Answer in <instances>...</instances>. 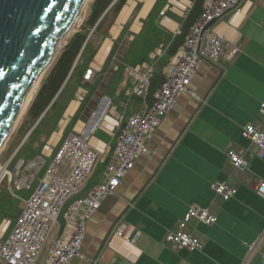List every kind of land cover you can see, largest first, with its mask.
<instances>
[{"label": "crops", "instance_id": "crops-1", "mask_svg": "<svg viewBox=\"0 0 264 264\" xmlns=\"http://www.w3.org/2000/svg\"><path fill=\"white\" fill-rule=\"evenodd\" d=\"M156 2H126L113 18L109 37L87 68L95 75L89 81L84 79L85 84L74 93L58 123L51 131L46 129L28 140L39 118L15 144V152L24 147L25 156L43 153L49 162L67 135L85 131L99 160L85 187L68 205L108 178V166L114 161V146L120 133L119 117L142 113L151 104L146 98L128 96L132 78L127 68L114 95H104V86L118 70L115 61L104 74L97 93L68 130L88 94L87 84H94L101 74L115 41L128 27L118 44L117 57H122L143 30ZM193 5L194 0H168L159 23L173 36L179 34ZM215 33L226 36L224 53L217 62L203 61L191 82V88L204 101L187 94L178 98L173 110L148 139V152L136 160L122 184L88 221L83 242L87 259L74 258L70 264H241L249 247L264 233V198L254 189L264 181V158L257 156L255 145L242 135L245 124L264 125L259 114L264 102V0H243L239 10L216 20L204 35L210 37ZM235 48H239L237 53ZM176 54L167 55V49L160 45L150 54V61L144 63H153L156 70L166 74ZM102 98L111 102L106 113L96 112ZM230 150L248 159L246 170L232 166L227 157ZM215 181H225L236 188L235 196L228 200L216 196L211 189ZM192 204L209 207L218 217L212 225L197 220L189 224L203 242L201 250L193 251L165 241ZM12 222L3 221L0 242L14 225ZM120 228L123 236L108 244L111 234ZM262 254L264 239L258 245L253 264H264ZM45 255L46 250L37 264H43Z\"/></svg>", "mask_w": 264, "mask_h": 264}, {"label": "built area", "instance_id": "built-area-1", "mask_svg": "<svg viewBox=\"0 0 264 264\" xmlns=\"http://www.w3.org/2000/svg\"><path fill=\"white\" fill-rule=\"evenodd\" d=\"M242 1L205 2L204 12L177 52L171 70L165 74L162 84L154 92L152 104L142 113L119 117L120 133L114 146V161L108 166V178L94 186L84 197L68 205L85 187L99 160V154L92 148L85 131L67 135L49 162L46 155L40 153L31 158L20 157L15 162L13 157L0 164V188L3 181H6L11 195L21 201L20 214L0 242V264H37L45 250L43 264H70L74 258L87 259L83 252V242L88 221L122 184L125 176L134 168L136 160L148 152L147 141L160 126L164 116L173 110L183 94L204 101L191 88V82L203 61L217 62L220 59L227 41L222 33L205 36V27L209 22L239 10ZM238 51L239 48H235L234 52ZM126 70L132 78L128 96L147 98L154 64L143 63ZM94 75L95 72L88 69L84 79L89 81ZM110 106V100L102 98L96 112L106 113ZM259 114L264 118V102L261 103ZM242 135L255 145L257 156L264 158V125L257 127L245 124ZM227 157L238 170H246L249 166L248 159L242 153L230 150ZM211 189L224 200L232 198L237 192L236 188L225 181L212 182ZM254 189L264 198V181L258 182ZM23 190L29 191L30 195L22 197L20 192ZM194 220L212 225L217 223L218 217L209 207L192 204L184 218L168 232L165 241L177 248L201 250L202 240L189 228ZM123 232L122 228L113 232L108 244H112L116 237L123 236ZM263 239L264 233L249 247L241 264H253L258 245Z\"/></svg>", "mask_w": 264, "mask_h": 264}, {"label": "trees", "instance_id": "trees-1", "mask_svg": "<svg viewBox=\"0 0 264 264\" xmlns=\"http://www.w3.org/2000/svg\"><path fill=\"white\" fill-rule=\"evenodd\" d=\"M127 1H92L86 21L60 51L40 83L24 119L17 130L16 136H18V139L23 138L39 118L41 119L28 140H32V137L46 129L51 131L58 123L63 111H65L70 100L73 98L74 93L79 87L85 84L83 81L87 68L98 53L105 39L109 37V30L113 23V18L118 15ZM167 3L168 0H157L148 18L144 21L143 30L135 37L132 41V46L122 57H117L118 44L124 38L128 27L125 28V31L115 41L101 74H99L94 84H87L88 94L79 112L70 123L69 131L73 123L80 116L84 105L97 93L104 74L107 73L111 64L115 61L118 63V70L113 73L107 85L104 86V95L113 96L124 75L125 69L128 67L136 68L144 62H149L150 54L160 45L167 49V55L169 56L174 55L182 48L193 25L204 12L205 0H194L193 8L187 13L182 23L181 32L175 36L159 23L161 11ZM106 11L107 13L105 14ZM90 34L91 36L89 37ZM164 77L163 70H156L155 66L150 81L149 94L146 98L148 103L152 104L154 99L153 94L162 84ZM23 148L19 150V155L15 156V160L13 158V162L20 157L31 158L25 156ZM21 194L28 197L30 192L23 191ZM20 212L19 201L6 188L3 187L0 189V226L5 219H12V223H14Z\"/></svg>", "mask_w": 264, "mask_h": 264}, {"label": "water", "instance_id": "water-1", "mask_svg": "<svg viewBox=\"0 0 264 264\" xmlns=\"http://www.w3.org/2000/svg\"><path fill=\"white\" fill-rule=\"evenodd\" d=\"M90 1L0 0V152L16 128L31 89L38 81L40 85L77 32L73 27Z\"/></svg>", "mask_w": 264, "mask_h": 264}, {"label": "rangeland", "instance_id": "rangeland-1", "mask_svg": "<svg viewBox=\"0 0 264 264\" xmlns=\"http://www.w3.org/2000/svg\"><path fill=\"white\" fill-rule=\"evenodd\" d=\"M93 1V0H92ZM92 1H90V3L85 7V9L82 11V13L80 14V16L78 17L75 25H74V30L78 31L79 28L83 25V23L86 21L88 15H89V12H90V6H91V3ZM73 31V30H72ZM72 33V32H71ZM27 111H25L19 118L17 124H16V128L15 130L13 131L12 135L10 136V138L7 140L6 144L4 145L2 151L0 152V164H4L6 163L10 158H13L14 157V160H15V156L19 155L17 152H15V144L17 143V140H18V136H16V133H17V130L19 128V126L21 125L23 119H24V116L26 114ZM90 144H91V141H90ZM6 188L8 190V187H7V183L6 181H3L2 185H1V188ZM9 192V190H8ZM10 193V192H9ZM11 194V193H10ZM19 207L21 208V204L19 202ZM7 221L9 220H12V219H6ZM3 223V222H2Z\"/></svg>", "mask_w": 264, "mask_h": 264}, {"label": "bare ground", "instance_id": "bare-ground-1", "mask_svg": "<svg viewBox=\"0 0 264 264\" xmlns=\"http://www.w3.org/2000/svg\"><path fill=\"white\" fill-rule=\"evenodd\" d=\"M38 87H39V81H38V82L35 84V86L31 89V91H30V93H29V95H28V97H27V99H26V101H25V103H24V105H23V107H22V109H21V112H20V114H19L20 116L25 112V110H26V108H27L29 102L32 100L34 94L37 92Z\"/></svg>", "mask_w": 264, "mask_h": 264}]
</instances>
